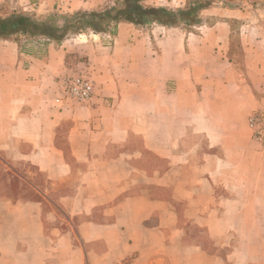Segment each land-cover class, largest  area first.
Returning a JSON list of instances; mask_svg holds the SVG:
<instances>
[{
    "label": "crops",
    "instance_id": "0c3cea01",
    "mask_svg": "<svg viewBox=\"0 0 264 264\" xmlns=\"http://www.w3.org/2000/svg\"><path fill=\"white\" fill-rule=\"evenodd\" d=\"M113 1L0 0V14ZM204 12L220 18L196 32L121 21L111 37L0 38V264H264V151L247 127L264 49L244 40L236 67L226 17L244 12ZM78 70L92 99L57 103Z\"/></svg>",
    "mask_w": 264,
    "mask_h": 264
},
{
    "label": "trees",
    "instance_id": "16d2710c",
    "mask_svg": "<svg viewBox=\"0 0 264 264\" xmlns=\"http://www.w3.org/2000/svg\"><path fill=\"white\" fill-rule=\"evenodd\" d=\"M215 0H186L183 8L147 6L141 0H116L104 10L78 11L72 14L38 18L23 12L0 14V38H40L60 42L70 34L85 30L112 32L121 21L135 25L159 24L167 27H191L200 23L201 12Z\"/></svg>",
    "mask_w": 264,
    "mask_h": 264
},
{
    "label": "rangeland",
    "instance_id": "374dc122",
    "mask_svg": "<svg viewBox=\"0 0 264 264\" xmlns=\"http://www.w3.org/2000/svg\"><path fill=\"white\" fill-rule=\"evenodd\" d=\"M142 4L147 5V6H151L148 3L145 2V0H141ZM216 2L210 6L207 9L202 10L201 12V19H200V23L195 25V26H191V27H186V26H178L180 29H182V31L184 33H188V32H196L197 28L200 26H204V25H209L212 24L215 20L219 19V14H208L205 13V10L208 9H214L217 10L219 12H222L223 9H227V10H240L242 12H244L243 17L241 19H236L233 17H226V19L229 21L230 24V36H229V44H230V48L228 50V58L236 65V67L238 68H243L244 71H247V67L245 65V55H247V53L244 51V45L243 42L245 41H250L251 44L253 45V49L256 48L258 50H262L264 49V42H262L261 44L258 43V48L254 46V44H256V42H253L254 39H262L257 37V31H260V29L255 30L253 27H256L255 25L260 24L261 26H264V17H260L258 14L259 12L257 11L258 9L263 11L264 10V0H215ZM116 2V0H114L112 3H109L108 5H105L103 8L98 9V10H104L108 7H112L114 5V3ZM186 4V0L184 1V3L182 4L181 7L178 8H183ZM168 8V7H166ZM178 8H174V9H178ZM172 9V8H170ZM80 10H73V11H60V10H54L52 12H49L48 14H46L43 17H38V18H45L49 15H64V14H72L75 12H78ZM2 12V9L0 8V13ZM4 13V12H3ZM23 13L28 14V15H34L32 14L30 11H24ZM37 17V16H36ZM145 26V25H143ZM264 29V28H263ZM89 34L91 33V30H85L84 32H81L79 34ZM102 33H106L107 35H109V37H111V35L108 33V31L106 32H102ZM78 34H70L67 38H71V37H75ZM105 35V36H107ZM65 38V39H67ZM109 40V39H108ZM263 41V40H261ZM247 47H249L248 45H246ZM246 78V83L251 84V79L249 77H247V75H245ZM257 94V92H256ZM258 97H260L261 95L258 93L257 94ZM258 109V108H257ZM253 148L256 149L259 152L264 151V149H261L255 142L253 143ZM5 178H7L6 176H4ZM262 214V213H260ZM257 221L256 223H254V225H256L258 227V230L260 231H264V218H255Z\"/></svg>",
    "mask_w": 264,
    "mask_h": 264
},
{
    "label": "built area",
    "instance_id": "2783aa9c",
    "mask_svg": "<svg viewBox=\"0 0 264 264\" xmlns=\"http://www.w3.org/2000/svg\"><path fill=\"white\" fill-rule=\"evenodd\" d=\"M57 103L87 104L94 91V80L88 71L78 70L59 77L57 81ZM247 127L252 140L264 149V107L251 111L247 117Z\"/></svg>",
    "mask_w": 264,
    "mask_h": 264
}]
</instances>
